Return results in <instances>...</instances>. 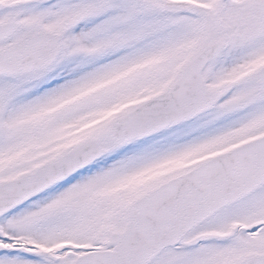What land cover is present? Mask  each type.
<instances>
[{
  "label": "snow or ice",
  "instance_id": "obj_1",
  "mask_svg": "<svg viewBox=\"0 0 264 264\" xmlns=\"http://www.w3.org/2000/svg\"><path fill=\"white\" fill-rule=\"evenodd\" d=\"M0 264H264V0H0Z\"/></svg>",
  "mask_w": 264,
  "mask_h": 264
}]
</instances>
